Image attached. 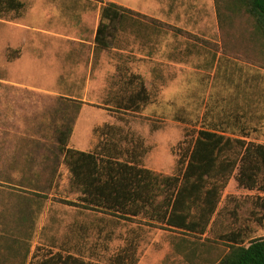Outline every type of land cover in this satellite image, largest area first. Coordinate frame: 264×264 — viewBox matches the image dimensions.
<instances>
[{"label":"rangeland","instance_id":"obj_1","mask_svg":"<svg viewBox=\"0 0 264 264\" xmlns=\"http://www.w3.org/2000/svg\"><path fill=\"white\" fill-rule=\"evenodd\" d=\"M21 1L20 15L0 19V264L19 263L26 247L25 264L55 253L110 264L129 248L136 264H206L225 233L247 229L246 244L264 236V193L239 187L236 170L207 231L186 234L68 204L81 194L53 156L63 111L77 106L69 147L106 150L159 177L179 174L199 128L264 144V68L253 61L244 16L225 25L224 40L214 0H187V11L183 0H104L183 32L139 40L127 30L97 50L98 1ZM132 75L148 100L125 110L119 101L138 89ZM15 239L24 243L9 259L3 250Z\"/></svg>","mask_w":264,"mask_h":264},{"label":"trees","instance_id":"obj_2","mask_svg":"<svg viewBox=\"0 0 264 264\" xmlns=\"http://www.w3.org/2000/svg\"><path fill=\"white\" fill-rule=\"evenodd\" d=\"M96 1L100 3L93 41L97 50L118 45V35L127 30L139 40L151 39L159 32H183L116 2ZM214 4L223 39L227 35L225 25H232L235 15L241 14L249 21L252 31L249 41L255 44L256 40L253 61L264 68V0H214ZM24 7L21 0H0V19L9 13L20 15ZM131 78L138 80V89L119 101V107L125 110H136L148 100L140 77L132 75ZM77 111L78 106L74 113L64 109L65 115L55 128L53 153L57 161L62 157L71 175V185L81 194L77 202L66 201L70 205L106 211L125 220L143 217L147 224L203 235L235 170L239 187L264 193V144L226 136L215 129L199 128L190 149L180 158L179 174L159 177L136 162L119 159L106 150L99 154L69 147ZM160 192L164 195L158 199ZM261 198L257 197V201L262 200L263 204ZM246 232L247 229L239 228L222 235L223 246L215 247L206 255V264H264V236L250 239L246 244ZM20 243L24 242L15 239L10 248L1 247L3 255L9 259L17 256L19 251L14 245ZM28 253L29 249L24 248L20 262L13 264H25ZM137 261L135 248H129L116 255L110 264H136ZM28 264L87 263L71 254L55 253L40 261L30 260Z\"/></svg>","mask_w":264,"mask_h":264},{"label":"crops","instance_id":"obj_3","mask_svg":"<svg viewBox=\"0 0 264 264\" xmlns=\"http://www.w3.org/2000/svg\"><path fill=\"white\" fill-rule=\"evenodd\" d=\"M184 1V8H185V11H187V7H186V5H187V0H183ZM190 7V11H191V9H192V5H190L189 6Z\"/></svg>","mask_w":264,"mask_h":264}]
</instances>
